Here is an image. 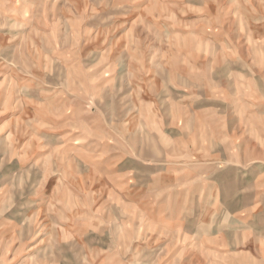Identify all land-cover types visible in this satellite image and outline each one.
Segmentation results:
<instances>
[{
  "label": "rangeland",
  "instance_id": "1",
  "mask_svg": "<svg viewBox=\"0 0 264 264\" xmlns=\"http://www.w3.org/2000/svg\"><path fill=\"white\" fill-rule=\"evenodd\" d=\"M0 264H264V0H0Z\"/></svg>",
  "mask_w": 264,
  "mask_h": 264
}]
</instances>
